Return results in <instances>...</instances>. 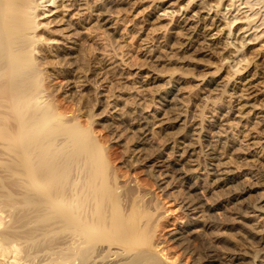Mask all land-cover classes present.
Returning <instances> with one entry per match:
<instances>
[{
    "label": "bare ground",
    "instance_id": "1",
    "mask_svg": "<svg viewBox=\"0 0 264 264\" xmlns=\"http://www.w3.org/2000/svg\"><path fill=\"white\" fill-rule=\"evenodd\" d=\"M261 26L264 0H0V141L13 154L8 168L21 186L13 192L0 179V264H41L33 258L44 251L50 264H264L263 127L246 132L248 152L237 169L215 153L220 136L243 133L245 123L264 126V71L256 67L261 56L253 49ZM92 31L102 49L108 39L123 43L133 35L138 42V66L107 59L101 50L102 72L131 75L119 81L112 111L133 132L135 152L152 151L166 166L189 218L164 233L190 263L163 254L161 217H149L154 207L144 195L127 189L125 202L116 197L122 185L114 184L115 177L102 179L100 148L89 127L77 126L76 117L57 113L46 101L50 93L37 63L42 50L54 51L67 91L76 90L80 60L73 44ZM224 95L226 112L219 107L220 115L200 117L201 105L215 106ZM99 111L87 114L90 125L100 120L115 127ZM205 146L213 156L203 164ZM21 202L33 207L21 216L25 224L11 208ZM59 230L67 232L61 243L34 248Z\"/></svg>",
    "mask_w": 264,
    "mask_h": 264
},
{
    "label": "rangeland",
    "instance_id": "2",
    "mask_svg": "<svg viewBox=\"0 0 264 264\" xmlns=\"http://www.w3.org/2000/svg\"><path fill=\"white\" fill-rule=\"evenodd\" d=\"M58 27H61V26H58ZM58 27H56V28H58ZM259 29H262L261 31L264 32L263 26H261ZM263 32L258 31V34L259 33L262 34V37H261L260 42H259L260 45L257 44L258 47L256 46L255 48H253V49H255L254 50L255 53L256 52L260 53V56H261L260 59L261 60L259 59L256 67L258 68L259 71L261 70L262 72L264 71V64H263L264 63V33ZM255 33H257V32H255ZM83 40H85V41H83ZM86 41H88L89 43ZM108 41H110V42H108ZM114 42L115 41H112L110 39L106 40L105 49H102L101 44H100V40L98 39V34L96 32L92 31V33H90L89 36H85V37L82 35L80 37V34L78 35L77 43L73 44L74 46H76L75 47L76 54L78 53L76 58L78 60H80V61H77L80 64L77 63L78 64L77 66L79 67V69L77 71V77H75V80L77 79L78 85H77L76 90L68 89V91H67L68 77H67V75H65L66 73H64L62 71L65 69L64 66H62L61 64H58V61H57L58 59L55 58V56L53 55L54 54L53 50L48 49V48L46 50L43 49L42 52L44 55H43V57L42 56L38 57L37 63H38V65H40V67L42 68V72H43L42 78L40 80L42 87L46 90L47 93H50V94H47L48 97H47L46 101L51 104L54 111H56L57 113H59V112L65 113L66 112V115H68L69 117H72V116L76 117L77 123H75V124H77V126L82 127V128H88L89 127L90 138L92 139L94 145H97L100 148V152L97 155V161H99L100 167L103 170L102 179L104 181H107V180L109 181L112 178L114 179V177H115V181H116V179L118 178L117 179L118 182L114 181V184L122 185V188L119 189L120 191L117 194L116 193H114V194H116V197L118 199H123V201H125V202H126V200H128V197L124 193L127 189H133L134 191H136V193L138 195L139 194L144 195L145 199H148L150 202V205H152V207H154V210L152 208V212L149 213V217H151L152 220H155L158 217H161V219L159 221V228L162 229V232H161L159 237L161 238V241H162L160 248H161L162 252H164L163 254H165V255L170 254V255H174V256L176 254L177 256L174 258L181 260L184 263H190L191 262V256L189 254L183 253L181 250H179L174 245V243H172V241L168 238L167 234H165L167 231L176 227L178 224L185 222L189 218V216L182 210L180 204L176 200V193L177 192L172 188V183H171V179H170L169 175H166L167 174L166 166L163 165L164 164L163 161H161L160 158L157 157V155L155 153L152 154V151L151 152L149 151L150 153H148L147 155L145 154L146 156L138 154L137 151L135 152V148L133 147L132 140H130V138L132 139V137H133V135H132L133 132H131V130H129L128 127L125 128L124 125L121 122H119V120L116 119V117L114 115L115 113L112 111L114 109V108H112V104H111L112 103L111 101L113 98L112 95L115 94L116 88L119 87V84H120L119 81H121V79H126V77H131V75L129 76V74H127V73H125L124 75H116V74L114 75L113 73H108V72H105L103 70L105 73L104 74L102 72V69H103L102 67L104 66V61H105L103 55H105V58H107V59H108V57L114 58V59L120 58L127 65H129L131 63L129 65L131 67L132 66L133 67L138 66L140 63V59H141L140 55L138 53V48H139V47H137L138 42L136 41V38L133 35H130L123 43L115 42V44H114ZM45 46L47 47V45L45 43H43L41 45V47H43V48H45ZM101 50L105 51V54L102 55L100 53ZM256 50H258V51H256ZM129 52H131V53H129ZM119 54H120V57H119ZM248 55H250V53H248ZM82 59H83V61H82ZM222 68H224V67H222ZM230 73L232 74V71ZM262 74L264 77V72ZM229 76H230V74H229ZM80 78H82V79L84 78V79L82 80ZM115 80H117L118 83ZM115 84H116V87H115ZM47 89H48V91H47ZM65 91H67V92H65ZM101 91H103V92H101ZM77 92H78V94H77ZM187 99L189 100L187 102L192 103V100H191L192 98L189 99V97H188ZM226 99H227V96L224 95L223 98L217 99L216 100L217 102L216 101L214 102L215 106H213V104L206 106V107L201 105L199 109L202 110L203 113L198 111V113L201 114L200 117L204 118V119H211L214 116L220 115V108L219 107L223 108V111L226 112V110H228V108H229L228 107L229 102H227ZM103 103H104V105H103ZM106 103H107V105H106ZM213 107H215V108H213ZM225 108H227V109H225ZM97 111L107 112V114L109 116L108 120H111V121L114 120L112 122L113 123L115 122L114 123L115 127H112L111 129L109 127L107 128L108 122L106 121L107 122L106 123V122L101 121L102 122L101 123L100 120H98L99 123L95 122L93 125H90L91 121H90V117L88 115L90 113H97ZM2 112H3L2 109H0V113H2ZM114 117H115V119H114ZM0 119H1V117H0ZM231 120H232V118H231ZM1 121L2 120H0V122ZM232 121H236V119H234ZM10 122L12 123V119L11 120L9 119V122H8L11 125ZM262 127L264 129V126L262 124L257 123V122L245 123L244 128H242V129L245 130L247 128V130L244 131L243 133L236 134L237 131H234V129H233L231 132L227 133V136H220L219 137L220 140H217V142H215V153H221L220 154L221 161L222 162L227 161L225 163L226 165L231 166V168L233 167L234 169H237L239 167V165L242 164L243 160L241 161V158L243 159L244 156L246 157L247 152H248V150H247V142L248 141H247V133L246 132H248L250 128L258 131V130H261ZM130 135H131V137H130ZM0 140H2V139H0ZM232 142H233L234 148L233 149L228 148V145ZM242 149L243 150L245 149V151H242ZM260 149L261 148H259L258 150H259V153L261 154L263 152V150H260ZM229 150L232 154L229 153ZM6 151L8 154H6ZM207 151H208L207 147L205 146L201 155H199L200 156L199 158L203 164L208 162L210 160L211 156H213V154L209 153L210 151L209 152H207ZM12 155L13 154L8 149V147H6V145H3V142L1 143V141H0V179H2L3 183L5 185H7L9 188H11V190H13V192L19 193L21 191L19 189V188H21V186H20V182L17 180L18 176H15L14 174L12 175L11 170L8 168L9 165L11 166V164H12V166H13L14 165L13 163H15V161H13ZM255 158L258 159L259 157L255 156ZM206 159H209V160H206ZM239 163H241V164H239ZM97 167H98V165H97ZM156 172L159 173L160 175L157 174ZM73 173H71L70 176L73 177V175H72ZM162 174H163V176H162ZM111 175H112V177H111ZM69 179H68V181H69ZM167 180L169 182H167ZM68 181H67V183H65L66 185L68 184ZM111 183H112V181H111ZM164 184H166V185H164ZM164 186H166V187H164ZM1 191L3 192V190L0 188V192ZM113 192H114V190H113ZM170 192H171V194H170ZM14 198H15L14 200L21 201V198H19V197L18 198L14 197ZM2 204L6 205V202L5 203L3 202ZM22 204L23 203L21 202L18 206H12L11 205L12 207L9 204H7V205L9 207H11L15 213H17V215L20 219H22L21 224H25V223H28V219L22 218L21 216H25L28 213L29 208L32 209L33 207L32 206L26 207L25 205H22ZM8 218H10V217H8ZM44 218L47 219V216ZM11 220H13V219H11ZM47 221H49V220H44L43 222H45V223H42V224L48 223ZM39 224H41V223H39ZM262 228H264V225ZM219 229L222 232H224L225 234H227L229 237L233 236L231 231L226 230L225 228L221 227V225H219ZM66 234H67L66 231H60V230L57 232L51 233L50 235L46 236L47 238L45 237L43 239H38L35 242L34 248H38L39 246H41L40 248L49 249L52 247V245L55 246L56 244L61 243V241L63 240V238ZM52 236H54V237H52ZM43 246H46V247H43ZM47 252L48 251L42 252V254H44V257H43V255L40 257H34L33 260H35V262L40 260L38 262H41V264H50L51 258H49L50 256ZM178 252H179V254H178ZM41 259L44 261H42Z\"/></svg>",
    "mask_w": 264,
    "mask_h": 264
}]
</instances>
